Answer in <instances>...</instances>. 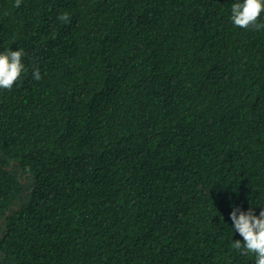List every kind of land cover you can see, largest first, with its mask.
<instances>
[{"label":"trees","instance_id":"16d2710c","mask_svg":"<svg viewBox=\"0 0 264 264\" xmlns=\"http://www.w3.org/2000/svg\"><path fill=\"white\" fill-rule=\"evenodd\" d=\"M15 2L0 264H255L232 247L233 210L264 211V29L234 25L242 0Z\"/></svg>","mask_w":264,"mask_h":264},{"label":"clouds","instance_id":"9594fccd","mask_svg":"<svg viewBox=\"0 0 264 264\" xmlns=\"http://www.w3.org/2000/svg\"><path fill=\"white\" fill-rule=\"evenodd\" d=\"M21 2L22 0H16L15 6L20 7ZM262 13H264V0H242L233 3L230 18L238 28H252L259 31L264 29V23H258ZM58 19L67 22L69 14L63 13ZM24 56L25 52L22 48L0 52V89L10 90L27 71L22 62ZM33 78L37 81L42 78L38 68L33 72ZM231 219L234 223V231L239 232L243 237V242L233 241L232 247L245 256L254 254L255 264H264V211L257 216L251 209L248 212L234 209Z\"/></svg>","mask_w":264,"mask_h":264}]
</instances>
